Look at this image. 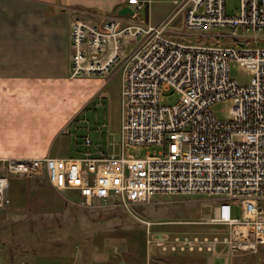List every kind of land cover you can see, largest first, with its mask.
<instances>
[{
	"label": "built area",
	"instance_id": "2783aa9c",
	"mask_svg": "<svg viewBox=\"0 0 264 264\" xmlns=\"http://www.w3.org/2000/svg\"><path fill=\"white\" fill-rule=\"evenodd\" d=\"M129 3L134 12L125 20L75 16L70 25L72 76H106L120 65V150L2 159L0 208L11 203L12 178L26 176L75 191L83 204H120L133 214L159 195L204 194L217 200L208 223L228 234L152 235L154 244L172 252H206L222 242L256 249L264 244V0H241L234 15L226 0H177L159 24L136 21L145 0ZM180 14L189 39L176 33ZM199 32H220L231 43L194 39ZM233 62L249 82L231 75ZM169 91L180 94L176 103H165ZM225 100L233 101L231 117L219 118L212 107ZM132 146L155 150L137 157L127 153Z\"/></svg>",
	"mask_w": 264,
	"mask_h": 264
},
{
	"label": "rangeland",
	"instance_id": "374dc122",
	"mask_svg": "<svg viewBox=\"0 0 264 264\" xmlns=\"http://www.w3.org/2000/svg\"><path fill=\"white\" fill-rule=\"evenodd\" d=\"M240 4L241 0H226L228 13L236 14ZM156 5L150 7L155 12L154 21L169 12L163 7L156 10ZM173 8L171 4V12ZM140 18L147 20L148 7L139 12ZM174 23L177 35L182 37L179 40L189 39L182 32V14ZM203 32L193 38L207 43H231V39L219 37L220 32ZM134 47L128 44L126 53ZM231 75L241 83L250 80V75L236 62L231 63ZM104 79L102 94L91 102L85 116L75 121V134L63 156H80L86 150H120V65H115ZM179 98L178 92H164L165 103H176ZM232 106V100H225L212 110L219 118H229ZM86 136L92 139L90 146L85 144ZM154 150L132 146L127 153L143 157ZM8 194L10 205L0 208V264H264V244L256 249L233 250L222 242L206 252H172L154 244V238L160 235L217 234L223 239L228 231L208 223L217 204L208 195H159L136 207L133 214L120 204H83L79 193L58 191L46 179L34 176L13 177ZM234 215L241 216L239 206Z\"/></svg>",
	"mask_w": 264,
	"mask_h": 264
},
{
	"label": "crops",
	"instance_id": "0c3cea01",
	"mask_svg": "<svg viewBox=\"0 0 264 264\" xmlns=\"http://www.w3.org/2000/svg\"><path fill=\"white\" fill-rule=\"evenodd\" d=\"M176 1L145 0L142 9L148 7V18L136 21L162 23L173 14ZM155 3L156 10L169 11L156 21L150 9ZM124 7L134 9V4L129 0H0V172L2 159L63 156L75 134V121L85 116L106 86L104 76H72L71 22L75 16L98 23L107 16L125 20L129 13L119 14Z\"/></svg>",
	"mask_w": 264,
	"mask_h": 264
},
{
	"label": "water",
	"instance_id": "95a60500",
	"mask_svg": "<svg viewBox=\"0 0 264 264\" xmlns=\"http://www.w3.org/2000/svg\"><path fill=\"white\" fill-rule=\"evenodd\" d=\"M128 13H133V9L131 7H124L119 11L120 15H126Z\"/></svg>",
	"mask_w": 264,
	"mask_h": 264
}]
</instances>
